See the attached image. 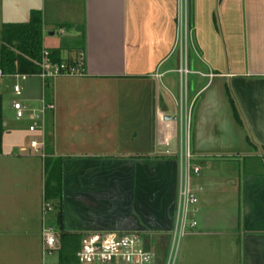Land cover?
Wrapping results in <instances>:
<instances>
[{"label": "crops", "instance_id": "crops-1", "mask_svg": "<svg viewBox=\"0 0 264 264\" xmlns=\"http://www.w3.org/2000/svg\"><path fill=\"white\" fill-rule=\"evenodd\" d=\"M178 1L0 0V28L40 11L43 47L84 64L81 76L19 82L24 105L10 101L8 108L21 104L31 122L23 137L43 146L38 154L30 142L6 144L5 131L0 234L15 232L18 223L28 236V179L40 176V157L49 170L62 166L56 208L64 232L134 231L150 243L153 234L154 247L165 250L177 199L183 94L186 108L193 104L192 148L201 166L193 179L200 190L197 228L183 250L187 264H264V0H191L189 66L197 79L187 81L185 93L177 73ZM54 27L74 34L48 49ZM72 45L74 55L63 58ZM35 123L43 129L30 132Z\"/></svg>", "mask_w": 264, "mask_h": 264}, {"label": "built area", "instance_id": "built-area-1", "mask_svg": "<svg viewBox=\"0 0 264 264\" xmlns=\"http://www.w3.org/2000/svg\"><path fill=\"white\" fill-rule=\"evenodd\" d=\"M178 23H179V44H180V64L177 73L180 76V84L185 93L187 82L186 79L192 71L189 66V40L191 38V30L188 24L189 0L178 1ZM40 72L35 75L41 80L55 78L60 75L81 76L84 74V64L82 60L74 64L65 62L56 63L50 58L48 51H43L42 60L40 62ZM11 77L15 79L13 84V94L16 97L21 96L22 87L19 82L25 81L29 76L26 74L5 75L0 69V79ZM184 82V88H183ZM180 143L177 152V160L179 166V179L177 189V199L175 206L173 227L168 239H171V253L178 245L180 238L189 232H193L197 227L195 215L197 208V192L200 188L193 185V179L199 177L201 166L197 162L192 148V112L193 104L186 108V98L180 95ZM13 109L16 112V119L20 120L24 116V109L18 102H13ZM39 121V117H34ZM43 129L41 124L37 123L29 127L30 132L36 129ZM43 143H39L36 139L30 141V148L35 153L41 154ZM50 205L43 206V213L50 212ZM41 251L44 258L51 257L55 253L58 256L57 264H162L163 258H160L156 250L146 244L145 236L140 232H96L88 233L81 236L78 250L73 254L71 259L64 262L60 260L61 242L57 232L51 226L42 227L41 232ZM167 249V247H166ZM165 249V250H166ZM171 253L168 256L167 264H171Z\"/></svg>", "mask_w": 264, "mask_h": 264}, {"label": "rangeland", "instance_id": "rangeland-1", "mask_svg": "<svg viewBox=\"0 0 264 264\" xmlns=\"http://www.w3.org/2000/svg\"><path fill=\"white\" fill-rule=\"evenodd\" d=\"M3 27V26H2ZM55 33L54 37H52L50 40L51 42H48L46 44V48L51 49L52 47H56V45L60 44L63 40H65L67 37H70V35H73V32H69V30L65 29L63 32V35L61 32H59L57 27H54L52 29ZM1 32L2 28H0V47H1ZM71 33V34H70ZM46 38L48 37V31H46ZM68 39V38H67ZM190 48V46H189ZM75 47L72 45L71 48H68L67 51L64 50L62 52V56L64 58L66 57H72L75 52ZM188 57L189 60L192 58H195L194 55H191V50L188 51ZM196 78V76H188L187 81H190L191 79ZM15 83V79L11 77H4L0 79V93L3 92L4 94V113L3 117L4 120L7 122V130L11 131V134L9 136L5 135V141L6 144L10 143H24V144H29L31 138L33 137L31 134H29V138H24V131L28 129L29 123H31L27 117V115L24 113V116L22 119L17 120L16 119V114L15 111L12 108H8V105L10 104V101H22V104L24 101L21 99V97H15L12 95L13 92V84ZM183 88H184V82H183ZM178 89V88H177ZM175 95H177V91H175ZM177 98V96H176ZM26 104V102H25ZM24 105V104H23ZM26 104V108H28ZM39 105V106H38ZM37 108H40V104L37 103ZM178 111V109H177ZM46 131V129H45ZM48 133V129L46 131ZM48 140V138H46ZM36 161L35 164H37V171H38V176L35 181L30 178L28 179V184L32 183L31 187H28L27 189L29 192L32 194L30 195L31 197V204H32V210L31 211V219L29 216H27L28 219V226L29 228V234L27 237L23 236L22 233L23 231H26V229H22V225L18 224L13 228V231H7L4 230L2 234H0V264H42L43 258H42V251H41V244H42V239H41V232H42V225L45 226H51L54 228V230L57 233H60L59 228L60 225L58 223L56 214L57 212V201L56 200H49L46 199V195L50 194L53 191L52 184H54V180L51 176V173L49 170V162L46 163L45 165V160H43L42 164V159L39 157L38 159L34 160ZM60 166V162L58 163ZM62 167V166H61ZM57 169V166H56ZM55 169V170H56ZM57 175L55 174V177ZM52 184L50 185V183ZM50 205L52 210L50 212H45L43 213V206L44 205ZM29 215V213H27ZM21 216V213H20ZM197 228V227H196ZM195 228V230H196ZM194 230V231H195ZM16 233V234H15ZM192 233L189 232L183 237L180 238V241L178 245L175 247L174 251H171V239L168 244H166V251H160V248H155L154 245L156 244L155 242V235L151 234V246L156 250H159V258L160 261L162 260L163 256V261L162 264H167L168 262V256L171 253V258L172 261H170L171 264H187L188 261L186 259V249L185 251L184 248L186 247L187 241ZM170 237V235H169ZM80 241H79V235H74L70 240H67V244L63 245V249H66L67 251H71L72 253H75L78 248ZM44 263L45 264H57L58 263V256L55 253L51 257H45L44 258Z\"/></svg>", "mask_w": 264, "mask_h": 264}, {"label": "trees", "instance_id": "trees-1", "mask_svg": "<svg viewBox=\"0 0 264 264\" xmlns=\"http://www.w3.org/2000/svg\"><path fill=\"white\" fill-rule=\"evenodd\" d=\"M189 27H191V0H189ZM42 13L40 11H32L29 19L23 23L4 24L1 32V47H0V69L5 75L26 74L28 76L37 75L40 72V62L42 60L43 51H47L43 47V30H42ZM53 62L74 64L75 62L64 61L60 58V52L57 50L48 51ZM227 96L232 108L233 116L236 123L243 125L238 109L236 107L233 96L228 88H226ZM5 134L3 120V99L0 94V154L2 153V141ZM251 146H254L248 141ZM57 166V169H56ZM56 169V170H55ZM55 174L57 175L55 177ZM53 191L46 195V199L58 200L61 197V166L54 165L51 170ZM60 207V206H59ZM57 220L60 225L61 214L57 215ZM60 233H57L61 242L60 260L64 262L71 259L73 254L71 251L63 249V245L67 244V240L74 235L63 231L59 228ZM81 235H79V241ZM79 245V243H78Z\"/></svg>", "mask_w": 264, "mask_h": 264}, {"label": "water", "instance_id": "water-1", "mask_svg": "<svg viewBox=\"0 0 264 264\" xmlns=\"http://www.w3.org/2000/svg\"><path fill=\"white\" fill-rule=\"evenodd\" d=\"M146 244L149 245V239H146Z\"/></svg>", "mask_w": 264, "mask_h": 264}]
</instances>
